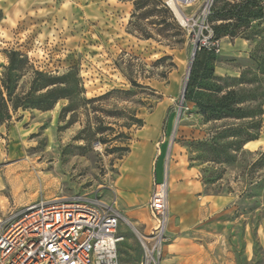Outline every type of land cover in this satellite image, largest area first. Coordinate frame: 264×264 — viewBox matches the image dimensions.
I'll return each mask as SVG.
<instances>
[{
  "label": "rangeland",
  "instance_id": "rangeland-1",
  "mask_svg": "<svg viewBox=\"0 0 264 264\" xmlns=\"http://www.w3.org/2000/svg\"><path fill=\"white\" fill-rule=\"evenodd\" d=\"M247 1L215 2L212 26L231 27L221 36L220 54L201 55L185 99L194 64L176 19L177 32L165 39L149 18L142 24L153 38L143 40L127 29L131 1L0 0V85L8 55L16 52L27 59L16 96L30 90L36 72L63 77L72 92L70 102L59 100L49 111H14L8 103L9 117L1 113L0 216L55 198L98 201L115 208L118 230L128 234L118 247L119 264L139 262L142 250L130 224L142 227L127 211L147 215V200L123 205L115 181L145 118L169 104L154 164L161 159L171 171L186 172L207 192L229 196L235 208L210 264H264V147L243 145L247 135L264 138V0H251L257 17L242 11L228 22L215 18ZM228 92L243 100L247 117L210 119L211 105ZM251 96L257 101L248 103ZM170 241L166 233L165 246Z\"/></svg>",
  "mask_w": 264,
  "mask_h": 264
},
{
  "label": "built area",
  "instance_id": "built-area-1",
  "mask_svg": "<svg viewBox=\"0 0 264 264\" xmlns=\"http://www.w3.org/2000/svg\"><path fill=\"white\" fill-rule=\"evenodd\" d=\"M217 0H167L195 54L221 52L210 16ZM166 172L153 181L147 209L149 233L135 231L142 256L139 264H162L168 211ZM120 215L113 206L81 196L28 204L0 216V264H119L117 230Z\"/></svg>",
  "mask_w": 264,
  "mask_h": 264
},
{
  "label": "crops",
  "instance_id": "crops-1",
  "mask_svg": "<svg viewBox=\"0 0 264 264\" xmlns=\"http://www.w3.org/2000/svg\"><path fill=\"white\" fill-rule=\"evenodd\" d=\"M168 106L169 104H161L157 107L153 114L145 118L142 127L135 134L115 181V191L123 205L132 207L146 200L148 204L153 181H160L166 172L169 211L167 233L171 241L165 246V259L162 263L210 264L211 251L217 248L233 223L235 208L229 196L207 192L186 172L176 169L171 171L161 159L157 165L154 164ZM244 147L248 151H256L264 147V138L250 141ZM127 213L130 219L137 221L142 227L138 230L130 224L134 231L149 233L153 223L148 209V216L136 209L128 210ZM124 230H121V234L117 230L120 243L128 235L123 233ZM139 262L137 260L135 264Z\"/></svg>",
  "mask_w": 264,
  "mask_h": 264
},
{
  "label": "trees",
  "instance_id": "trees-1",
  "mask_svg": "<svg viewBox=\"0 0 264 264\" xmlns=\"http://www.w3.org/2000/svg\"><path fill=\"white\" fill-rule=\"evenodd\" d=\"M119 1H131L133 4V12L130 16L127 27L129 33L138 35V37L143 40L152 39L153 34L145 28L148 24H142L152 17H155L156 20L150 23V25L153 24L156 26H160L159 30L156 31L157 36L166 39L169 37V33H171L172 31L177 32V23L173 14L160 0ZM249 7H255V2L248 0L247 3L238 10V6H231L228 10L222 9L217 12L215 18L221 21L228 22L238 17V14H240L242 11L244 16L247 18L257 17V13L250 10ZM1 19L2 14L0 10V20ZM237 20L239 21L238 18ZM230 27V23L222 24L220 26H212L215 38L221 39V36L223 34H227L228 28ZM201 55L216 56L204 51H200L195 54L193 58L194 65H192L191 67L190 82L186 89L185 99L187 98L188 91L194 87V84L198 79V72L200 70L199 60L201 58ZM26 64L27 59L25 56L16 52L9 53L8 65L5 68V72L3 74L2 82L0 85V115H2L1 113H4L3 115H5V117H9L7 108L8 103H11V109L14 111L19 108H31L40 111H49L59 100L66 99L70 102L72 92L63 81V77H50L38 72L35 73V77L31 83L30 90L22 97L16 96L14 94L15 84L17 80L23 76ZM131 85L133 87H140L135 82H131ZM256 101V98L251 96L250 98H248L247 102L254 103ZM242 103L243 100L239 98L236 92H228L218 100L215 107H213V104L211 105L212 110L209 117L210 119L214 120L223 118L244 119L247 116H245L246 113H244L243 109L240 107ZM3 120H6V118L1 116L0 121ZM137 122L141 123V120H137ZM257 138V136L247 135V138L244 140L243 145L250 141L257 140ZM259 156L261 160V162H259L260 164L264 162V152Z\"/></svg>",
  "mask_w": 264,
  "mask_h": 264
},
{
  "label": "bare ground",
  "instance_id": "bare-ground-1",
  "mask_svg": "<svg viewBox=\"0 0 264 264\" xmlns=\"http://www.w3.org/2000/svg\"><path fill=\"white\" fill-rule=\"evenodd\" d=\"M175 124H176V120L174 119L172 123V128H174L173 126H175Z\"/></svg>",
  "mask_w": 264,
  "mask_h": 264
}]
</instances>
